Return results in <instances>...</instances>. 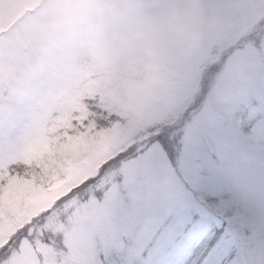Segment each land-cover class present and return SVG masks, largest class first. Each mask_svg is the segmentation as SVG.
Instances as JSON below:
<instances>
[{
    "label": "rangeland",
    "instance_id": "1",
    "mask_svg": "<svg viewBox=\"0 0 264 264\" xmlns=\"http://www.w3.org/2000/svg\"><path fill=\"white\" fill-rule=\"evenodd\" d=\"M199 193L264 226V0H0V264H249Z\"/></svg>",
    "mask_w": 264,
    "mask_h": 264
},
{
    "label": "trees",
    "instance_id": "2",
    "mask_svg": "<svg viewBox=\"0 0 264 264\" xmlns=\"http://www.w3.org/2000/svg\"><path fill=\"white\" fill-rule=\"evenodd\" d=\"M95 109H96V107H95ZM97 110V109H96ZM100 113V112H99ZM184 114H186V113H184ZM180 115V114H179ZM184 116V115H183ZM103 119V117H100L99 118V120H102ZM171 120H172V122H170V121H167V122H164V128H163V125L162 124H160L159 126H158V128H159V130L158 131H156V127H153V129L151 130L152 132L153 131H155V132H153V133H151L149 136H148V139L146 140V145L148 146V145H150V144H152L153 143V141H155V140H159V141H162V142H166V145H167V147L170 149V150H173L174 149V144H175V142H173L172 140H171V137H170V135H173L174 133H175V130H174V127H176V126H178V125H181V124H183L184 123V119H182V123L181 124H178V123H180V120H179V118H176L175 116L173 117H171L170 118ZM106 123L108 122V121H105ZM109 123H110V121H109ZM158 133H162V134H158ZM155 136V137H154ZM171 142H173V143H171ZM133 149V148H132ZM125 152V151H124ZM124 152H122V155H120L119 156V158H117L116 160H113L114 158H116V157H114V158H112V160H110V161H108V162H106V163H104V164H102L101 165V168H100V172L98 173V174H96L97 175V177L98 178H93L92 176H91V179L89 178V179H87L86 181H84V182H82V184L80 185V186H76V187H74V189L70 192V194H72V193H74V192H76V191H78V190H80L81 188V186L82 185H84L85 186V188H87V189H90L89 188V186H90V184L91 183H93V185H99V184H101L103 181H104V178L105 177H108V175L110 174L109 172H112V171H115L116 169H118L117 168V166H119V164H116L117 162H119L120 160H122V158L124 157V156H126V154L124 153ZM131 153H133V152H131ZM130 153V154H131ZM131 156H132V154H131ZM96 179V180H95ZM95 180V181H94ZM70 194H65L62 198H69L70 197ZM62 200V199H61ZM37 218V217H36ZM36 218H35V220H36ZM27 226V225H26ZM26 226H24V227H22V229L23 228H25ZM21 229V230H22ZM21 230H20V232H21ZM19 232V233H20Z\"/></svg>",
    "mask_w": 264,
    "mask_h": 264
},
{
    "label": "snow or ice",
    "instance_id": "3",
    "mask_svg": "<svg viewBox=\"0 0 264 264\" xmlns=\"http://www.w3.org/2000/svg\"><path fill=\"white\" fill-rule=\"evenodd\" d=\"M193 222L194 223L199 222L200 224H203L204 223L203 221H200L199 217L196 216V215H193Z\"/></svg>",
    "mask_w": 264,
    "mask_h": 264
}]
</instances>
